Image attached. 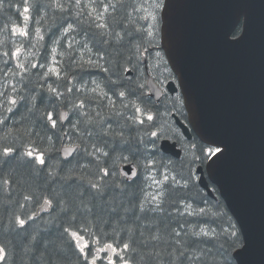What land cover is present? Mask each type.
Listing matches in <instances>:
<instances>
[{
  "label": "trees",
  "instance_id": "1",
  "mask_svg": "<svg viewBox=\"0 0 264 264\" xmlns=\"http://www.w3.org/2000/svg\"><path fill=\"white\" fill-rule=\"evenodd\" d=\"M113 1L117 3V0ZM139 1L140 0H122V4L117 5L115 10L110 8L108 13L104 14L105 19L103 21H94L96 13L92 12V5L84 8L82 12L80 8H72L71 14L69 15L67 12H61L54 8L43 7V5L48 3V0H29L30 5L33 6V11L30 13L32 19L27 22L23 20V16L21 15L23 12V0H5L4 7L0 9V92H7L19 101L18 105L14 107L15 114L13 115V113L7 112L6 109L9 105L4 102V97H0V104H3V106H0V119L7 118L4 124H0V152H2L3 147L12 146L22 156L27 150V147L32 145L43 151L48 161V167L42 168V166L38 164L28 163V158L24 157L22 159L23 161L20 159L10 161L7 165H4L3 169H0V177L11 174L14 178V183L11 186L0 185V243L6 247L8 252V258L4 264H36V261L31 259L34 245L32 237L34 235L37 236L40 242V252L43 253L44 250L47 249V254L52 257L53 264H77V253L74 250V244L70 245V237L63 234V227L67 226V217L61 215L58 211H54L50 208L47 213L39 217L35 216L34 221H29L26 230H20L14 223V218L16 216L23 217L25 214L30 215L35 212L36 207L43 202V199L37 201L35 195L42 192H47L48 194L55 192H65L69 194L83 192L85 202H89L93 199L86 188H77L76 185L67 187L64 182L59 179V175H62V168H75L77 173L95 172L96 170L94 164L89 163L91 158L84 157L83 154L78 157L70 158V163L65 164L64 158L56 151V149L61 147V141L63 144H72L73 142L80 143V140L76 137L84 130V125H78L75 129L73 125L77 124L78 121L88 120L87 116H81L78 113L74 114V110L71 109V104L68 103V101H72L74 96H80L81 98L88 96L93 98L95 102L90 103L87 108L92 118L100 119L96 117V113L101 112V116L105 121L111 119L112 130L115 132L123 130L125 136H128L129 131H131V135L139 139V137L144 136V131L146 130L141 129L139 125H133L131 130L126 127V120L124 117L130 115L133 110L131 107H129V109L121 107L119 99L115 96L112 97L117 101L114 111L107 107H103V105L108 104L107 100H95V94L91 92L75 93L74 96L66 94L67 100L63 98L57 99L47 91V85L52 84L54 87H57L59 91H64L65 81L56 80L55 76H51L47 80V83H45V81L41 79L40 74L46 71V68L33 69L31 68V64L47 63L51 60L52 56H56L61 62L60 67L62 69L67 68L69 64L67 41L74 39L77 43L74 44L73 47L75 51L71 54L77 59H79L81 53H83L84 60H87L89 56H91L93 60H96L97 56L93 53L100 50L105 57L103 60L99 61L101 65L109 66L105 61L110 58L118 59L120 63V74L125 78L129 76H125L123 69L130 68L134 70L133 75H131V80L125 79L123 81L125 84H130L132 88H136L139 83L146 84V74L138 63L139 51H137L136 47L143 46L149 39L143 31L140 33L135 32V28L139 27L143 30L144 27V16L137 11ZM64 2L67 3V0H64ZM100 2H102V0H97V4ZM9 4L13 6L9 7ZM84 4H88V0H82L81 7H83ZM35 6H40L39 11L36 10ZM90 12H92L91 16H89ZM66 22L74 24V31L70 32L67 37H64L58 29H60L61 25L66 26ZM103 22L110 25V30L120 32L122 36L125 30L131 33V35L125 36L123 48L110 47L109 45L100 43L103 39H110L109 37L99 36L100 30L95 27V23ZM13 25H19L21 27L26 26L31 33V38L25 39L23 37L12 36L9 30ZM36 29L40 30V35L44 37L43 40H40L36 35ZM239 31L240 26L238 25L233 36H236ZM57 39L60 40V45L52 43L53 40ZM85 44L88 48L92 49L91 53L87 52L83 47ZM52 47L57 48L56 53L51 52ZM128 47H131L132 52L135 53L131 60L128 59L130 54L126 50ZM15 48L21 49L19 58L17 60H10L9 63L5 65L4 60H7L8 57H3L2 53L10 49L15 50ZM17 64H23L28 71L25 72L17 68ZM166 64L163 62L158 63L157 68L150 67L149 71L155 79H158L156 73L165 70V66L167 67ZM111 66L115 68L114 64ZM72 67L75 69L76 73L83 76L84 81L90 82L94 79L100 84L104 91H108L107 88H104V77L109 74L98 72L95 69H89L87 65L83 73L79 72L76 65H72ZM5 71H8L7 76L4 75ZM13 71L16 75L12 74ZM88 72H92V75H88ZM163 73H165L166 77V72L164 71ZM69 79H72V75H69ZM73 83H75V80ZM41 85H43V87H41ZM88 86L89 88L95 87V85L91 83H89ZM13 87H15L16 92H12ZM138 91H143L145 93V96L141 97V99H148L146 85L143 90ZM109 95L111 96L112 94L109 93ZM20 97H25V100L21 101ZM129 100H136V97L131 96L128 100H125L124 103H128ZM179 101V97H177V99L174 98L171 107L168 108L166 99H163L159 103H156L153 99L148 100V108L156 118L155 126L152 127L151 130L162 133V136L167 135V137H171L169 112L175 111L177 114H180V116L184 115L180 108L181 105ZM75 102L78 103L79 101L76 100ZM136 103H140V101L136 100ZM53 104L56 105L57 111L63 109L69 114L71 123L66 121L55 130L43 127V123L39 117L41 113L45 111H52ZM65 104H67V106H65ZM141 106L143 107V105ZM30 109L31 111H29ZM115 112H120L124 115L117 116ZM91 127L92 126L89 125V128ZM96 131H99V129L97 128ZM66 132L71 133V138L64 135ZM57 136L60 137L59 140ZM48 137H51V140H49ZM108 139H110V137H108ZM144 139L147 141L148 137L144 136ZM173 139H175V136ZM176 139L183 150L180 159L162 153L158 146H156L157 155L155 159L157 164L163 163L167 165L169 174L178 175V179L180 176L187 177L189 175V170H191L193 181L183 190L181 195H185L197 201L206 199V205L201 204V206L206 207L209 213L217 215L218 218L216 223L218 225L225 228L228 227L229 224L234 226V230L237 232L239 239L233 247L224 244V248L227 250L228 255L226 261L222 262V264H236L232 257V252L243 243L240 230L237 228L234 218L230 216L226 205H224L222 199L219 197L216 188L211 185L213 192L217 196V198H211L208 193H205L200 188L198 181H196L194 168L198 164L203 165L206 159L197 160L195 158L200 155L199 149H206L207 146L202 144L195 136L189 142L181 140L178 137H176ZM85 141L99 142L100 137L95 135L91 138L85 137ZM158 143L159 140L157 141V145ZM193 145L196 147H193ZM105 150L108 149L105 148ZM151 150V145H147V149H144L142 146V163L147 162L144 159L145 157L151 158ZM124 154L128 155L127 152ZM0 159H2V157H0ZM80 165H84L85 168H80ZM145 173L146 172L142 171L135 183H130L127 194L122 195L118 191L112 193L117 204L123 202L125 206H127L128 201L133 196L143 198L144 195L154 190L149 187L151 180H147L144 177ZM33 189L35 190L34 199L32 201H24L23 196ZM105 199L108 200V205L103 207V209V202L100 201L99 198H96L95 203L97 207L93 214L87 216L77 215V225L87 227V231L82 232V235L85 236V242L92 244L93 251H95V248H98L97 246L102 244L111 243L114 240H123L130 244V250L126 253L129 264H154L153 259L148 255L151 251V246L145 248L141 243V237L127 230V226L124 224L123 220V212H121V218L110 214L107 208L112 206L111 197H106ZM20 205H24V207ZM141 224L146 225L147 222L141 221ZM141 230H143V228ZM217 230L219 231V228ZM97 238L100 241L99 244H96ZM215 243L217 247H219V245L223 243V237L215 241ZM98 263L108 264L102 259L98 260ZM79 264H85L82 258Z\"/></svg>",
  "mask_w": 264,
  "mask_h": 264
},
{
  "label": "snow or ice",
  "instance_id": "2",
  "mask_svg": "<svg viewBox=\"0 0 264 264\" xmlns=\"http://www.w3.org/2000/svg\"><path fill=\"white\" fill-rule=\"evenodd\" d=\"M154 3L157 9L166 7V5L161 3V0H154ZM120 4H122V0H117L116 4L111 3V0H107V2H103L102 0L99 4H97V0H88V4H84L81 7L82 0H67V3L64 0H48V3L43 5V7L54 8L61 12H67L70 15L72 8H80L82 12L84 8L92 5V12L96 13L94 21H101L105 19L104 13H108L110 8L115 10L117 5ZM4 5L5 0H0V9ZM12 6L9 4V7ZM22 6L23 12L21 15L23 16V20L27 22L32 19L30 13L33 11V6L30 5L29 0H23ZM35 7L39 11L40 6ZM92 12L89 13V16L92 15ZM143 19L148 20L149 17L145 16ZM152 19H155V17L153 16ZM95 27L100 30L99 36L110 38L103 39L100 43L109 45L110 47L123 48L125 36L131 35L127 30H125L123 36L120 32L110 30V25L106 22L95 23ZM58 30L61 31L62 36L67 37L70 32L74 31V24L66 22V26L61 25ZM9 31L12 36L23 37L25 39L31 38V33L26 26L13 25ZM35 31L39 39L43 40L44 37L40 35V30L36 29ZM141 31V28H135V32L140 33ZM143 31L148 36L153 35L147 29H143ZM52 43L55 45L61 44L59 39L53 40ZM75 43L77 42L74 39L67 41V50L69 51V64L67 68L62 69L60 67L61 62L55 56H52L51 60L47 63L31 64V68L33 69L46 68V71L40 74L41 79L45 83H47V80L51 76H55L56 80L65 81L64 91H59L52 84L47 85V91L57 99L63 98L64 100H67L66 94L74 96L75 93L91 92L95 94V100H107L108 104L103 105V107H107L113 111L117 103L112 98L115 96L119 99L121 107L124 109L131 107L133 110L130 115L124 117L126 127L131 130L133 125H139L141 129H146L144 136L148 137L147 141H145L144 136L137 139L136 136L131 135V131H129L128 136H125L123 130L115 132L112 130L111 119L105 121L101 116V112L96 113V117L100 119L92 118L91 113L87 111L88 105L95 102L91 97L85 96L81 98L80 96H74L72 101H68L71 104V109L74 110V114L78 113L81 116H87L88 120L78 121L77 124L73 125L74 129L78 125H84V130L76 137L80 140V143L73 142L71 145H68L63 144L61 141L64 163L68 164L70 163V158L83 154L84 157L91 158L89 163L94 164L96 170L95 172L77 173L75 168H62V175L58 174L59 179L67 187L76 185L77 188H86L93 199L85 202L83 192L72 194L65 192L48 194L47 192H42L35 195V199L37 201L43 199V204H40L41 209L49 207L67 217V226L63 227V234L70 237V245L74 244V250L77 253V264H79L81 258L85 264H97L98 260L107 258L101 257L99 255L101 252H110L112 257L116 258H107L108 264H117V260L119 264H129V259L126 258V253L130 250V244L128 242L114 240L111 243H105L102 247L95 248V251H93V245L85 242V236L82 235V232L87 231V227L77 225L76 223L77 215L87 216L94 213L97 207L95 203L96 198H99L103 202L102 209L106 207L108 205V200L105 199L106 197H111L112 206L107 208L110 214L121 218V212H123V220L127 226V230L138 234L145 248L151 246V251L148 255L153 259L154 264H222V262L226 261L228 255L224 244L233 247L239 239L237 232L231 224L225 228L216 223L217 215L209 213L206 207L201 206V204L206 205V199L197 201L181 195L183 190L193 181L191 170H189L187 177L180 176L178 179V175L169 174L167 165L163 163L157 164L155 159L157 155V141L161 140L163 136L162 133L151 130L155 126L156 119L148 108V100L151 99L152 93L148 94L147 100L141 99V97L145 96V93L138 90H143L145 84L139 83L136 88H132L130 84H125L123 81L125 79L131 80V74L129 73V77L127 78L121 76L118 59L110 58L105 61L109 66L101 65L99 61L105 57L100 50L93 53L97 56L96 60H93L91 56L87 60H84L83 53L77 59L71 54L75 51L73 47ZM83 47L87 52H92V49L88 48L86 44ZM136 47L137 51H139V46ZM126 50L130 53L128 59L131 60L135 53L132 52L131 47H128ZM56 51L57 48L52 47L51 52L56 53ZM144 51L147 52V48ZM20 54V48L4 51L2 56L8 57L7 60H4V64L7 65L10 60H17ZM113 64L115 68L111 66ZM72 65H76L80 73L85 72V66L87 65L89 69H95L98 72L109 74L104 77V88H107L108 91H104L94 79L90 82L84 81L83 76L76 73ZM17 68L25 72L28 71L23 64H17ZM123 71L129 72L127 68L123 69ZM12 74L16 75L14 71ZM87 74L92 75V72H88ZM4 75L7 76L8 71H5ZM69 75H72V79H69ZM74 80L75 83H73ZM89 83L95 85V87L89 88ZM12 92H16L15 87L12 88ZM109 93L112 95L110 96ZM131 96L136 97V100H139L140 103H136V100H129L128 103H124ZM0 97H4V102L9 105L6 109L7 112L13 113L14 115V107L18 105L19 101L7 92H0ZM20 100H25V97H20ZM76 100L79 102H75ZM0 106H3V104H0ZM52 108V111H45L39 117L43 123V127L55 130L66 121L71 123V117L67 112L57 111L55 104L52 105ZM115 115L123 116L124 114L115 112ZM6 119H0V124H4ZM89 125L92 127L89 128ZM97 128L99 131H96ZM64 135L71 138V133L66 132ZM94 135L100 137L99 142L85 141V137L91 138ZM48 139L51 140V137H48ZM57 139L59 140L60 137L57 136ZM147 145H151L152 148L150 151L151 158L145 157L144 159L147 162L142 163V146L144 149H147ZM208 145L206 149H199L200 155L195 159H211L213 164L223 156L225 147H221L222 144L210 140H208ZM212 145H215V147ZM193 147L196 146L193 145ZM105 148L108 150H105ZM56 151L59 153L61 149L58 148ZM125 152L128 155H125ZM0 157H2L0 159V169H3L4 165H7L10 161L22 160L24 157L28 158V163L38 164L42 168L48 167V161L44 152L32 145L27 147V150L22 156L12 146H5L2 152H0ZM80 168L83 169L85 166L80 165ZM142 171L148 172V176L145 178L151 180L149 187L154 190L144 195L143 198L133 196L128 201L127 206L123 202L117 204L112 193L118 191L122 195L127 194L130 183L134 184L140 177ZM197 179L199 178L197 177ZM13 183L14 178L11 174L0 177V185L11 186ZM34 194L35 190L33 189L23 196V200L32 201ZM20 206L24 207V205ZM35 216V213L30 215L25 214L23 217L16 216L14 223L20 230H26L29 221H34ZM141 221H146L147 224H141ZM142 228L143 230H141ZM218 228L219 231L217 230ZM221 237H223V243L217 247L215 241ZM32 240L34 245L31 259L35 260L36 264H53L52 257L47 254V249L43 253L40 252V242L37 236L34 235ZM99 242L97 238L96 244H99ZM7 258V249L0 243V264H4Z\"/></svg>",
  "mask_w": 264,
  "mask_h": 264
},
{
  "label": "water",
  "instance_id": "3",
  "mask_svg": "<svg viewBox=\"0 0 264 264\" xmlns=\"http://www.w3.org/2000/svg\"><path fill=\"white\" fill-rule=\"evenodd\" d=\"M162 4L160 47L178 83L168 81L166 89L174 94L179 88L190 128L172 116L186 138L194 132L202 143L225 147L215 163L208 159L196 167L198 184L214 198L211 185L216 188L240 229L243 244L233 250L235 263L264 264V0ZM146 85L160 101L162 91L150 75ZM158 146L179 158L175 142L165 138ZM48 210L39 205L34 213Z\"/></svg>",
  "mask_w": 264,
  "mask_h": 264
},
{
  "label": "rangeland",
  "instance_id": "4",
  "mask_svg": "<svg viewBox=\"0 0 264 264\" xmlns=\"http://www.w3.org/2000/svg\"><path fill=\"white\" fill-rule=\"evenodd\" d=\"M111 3L116 4V1L111 0ZM145 5H147V11L144 12L143 6H145ZM137 8H138L137 11H139L140 13L144 12V17L145 16L149 17V19L147 20L146 26H147V29L154 34L155 30H156V26H157V23H156L157 22V20H156L157 8L155 7L154 0H140ZM101 11H102V9H101ZM153 16L155 17V19H152ZM26 51H27V49H26ZM142 53H143V48H139V54H138V61L139 62L141 61ZM163 62H165V64L167 63L166 59H164L163 54L161 52H158V51H155L152 53L151 59L149 57H147V64L149 67L157 68L158 63H163ZM164 71L166 72V79H164V77H165V73H163ZM149 73L151 74L150 71H149ZM156 74L158 76V79H155V80L158 82V84L161 87L164 88V83L166 82V80L171 79V72H169L167 67L165 66V70H161V71L157 72ZM151 76H153V75L151 74ZM147 176H148V173L146 172L144 174V177H147ZM102 246H103V244L100 246H97V247H102ZM100 256L101 257H107L106 254H104V255L100 254ZM102 260L105 261L106 258L102 259ZM117 264H119V261H117Z\"/></svg>",
  "mask_w": 264,
  "mask_h": 264
},
{
  "label": "flooded vegetation",
  "instance_id": "5",
  "mask_svg": "<svg viewBox=\"0 0 264 264\" xmlns=\"http://www.w3.org/2000/svg\"><path fill=\"white\" fill-rule=\"evenodd\" d=\"M144 29H146V28H144ZM150 37H152V40L150 41L151 43L153 42V41H158V31H156L155 33H154V35L153 36H150ZM144 48H147V52H154L155 50H158V48H157V45H153V46H146V47H144ZM147 52H145L146 53V55L144 54L143 56H142V61H141V63H142V65H144L145 66V62H146V57H147ZM144 71H145V68H144ZM146 72V71H145ZM146 75H147V72H146Z\"/></svg>",
  "mask_w": 264,
  "mask_h": 264
},
{
  "label": "bare ground",
  "instance_id": "6",
  "mask_svg": "<svg viewBox=\"0 0 264 264\" xmlns=\"http://www.w3.org/2000/svg\"><path fill=\"white\" fill-rule=\"evenodd\" d=\"M173 125H174V126L176 125V122H175V121L173 122ZM22 161H23V160H22ZM21 164H22V163H21Z\"/></svg>",
  "mask_w": 264,
  "mask_h": 264
}]
</instances>
